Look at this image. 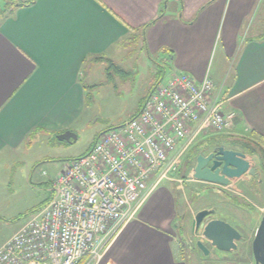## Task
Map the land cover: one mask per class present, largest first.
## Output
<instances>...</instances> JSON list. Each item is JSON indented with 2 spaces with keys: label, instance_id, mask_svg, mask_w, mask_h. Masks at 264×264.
<instances>
[{
  "label": "crops",
  "instance_id": "crops-1",
  "mask_svg": "<svg viewBox=\"0 0 264 264\" xmlns=\"http://www.w3.org/2000/svg\"><path fill=\"white\" fill-rule=\"evenodd\" d=\"M260 27H264L262 0H36L18 8L0 18V159L41 135L57 138L72 130L86 109L84 66L102 57L113 61L131 47L134 38L142 40L148 56L167 52L162 56L170 66L169 74L185 71L198 81L211 76L216 85L213 96L236 113L233 127L223 133L252 137L264 145V31ZM218 39L223 48L213 71L211 58ZM151 90L129 119L138 114ZM202 135L191 147L204 144L207 139L202 140ZM247 156L258 169L260 157ZM191 176L169 177L158 184L101 257L86 256L82 264H190L177 220L179 183L186 180L190 188H197L201 182L193 172ZM242 179L246 178L230 187ZM236 227L246 237L239 246H245L222 252L203 239L211 252L202 254L201 262L255 264L249 251L256 231Z\"/></svg>",
  "mask_w": 264,
  "mask_h": 264
},
{
  "label": "built area",
  "instance_id": "built-area-1",
  "mask_svg": "<svg viewBox=\"0 0 264 264\" xmlns=\"http://www.w3.org/2000/svg\"><path fill=\"white\" fill-rule=\"evenodd\" d=\"M215 86L208 74L198 81L185 71L158 83L136 116L99 134L52 180L48 204L0 245V264L100 258L199 135L233 127L236 113L213 96Z\"/></svg>",
  "mask_w": 264,
  "mask_h": 264
},
{
  "label": "rangeland",
  "instance_id": "rangeland-1",
  "mask_svg": "<svg viewBox=\"0 0 264 264\" xmlns=\"http://www.w3.org/2000/svg\"><path fill=\"white\" fill-rule=\"evenodd\" d=\"M6 1L0 0V10L5 7ZM260 29L264 31V27ZM130 45L127 51L124 50L113 58L112 62L117 67L108 68L110 62L107 60L84 66L86 109L72 128L77 135L75 141L41 135L30 145L27 144L16 152H7L0 159V244L26 222L33 210L49 201L53 195L52 180L72 159L85 153L99 134L129 119L151 88L164 82L169 76L170 66L162 56L167 53L165 50L148 56L143 49L142 40L134 38ZM222 48L223 43L218 39L211 58L213 71L218 66ZM212 135L213 133H207L201 137L206 140ZM199 139L197 137L190 146ZM222 144L229 146L227 143ZM184 157L185 155L182 156V164ZM192 172L190 168L177 175L178 172L174 170L168 176H182L186 179L192 177ZM251 183L253 181L250 179H242L235 187H230L231 193L202 188L205 185L203 182H198L197 188H190V182L186 180L179 183L182 188L178 199L181 210L177 224L183 229L180 233L185 236L183 240L186 246L183 248L190 264H215L201 262L202 258L204 260L203 253H198L195 248L201 233L192 232V221L199 210L215 209V217L225 218L235 227L243 228L249 233L257 230L264 215V180L258 182L254 193L246 187ZM260 208L263 209L262 212Z\"/></svg>",
  "mask_w": 264,
  "mask_h": 264
},
{
  "label": "water",
  "instance_id": "water-1",
  "mask_svg": "<svg viewBox=\"0 0 264 264\" xmlns=\"http://www.w3.org/2000/svg\"><path fill=\"white\" fill-rule=\"evenodd\" d=\"M57 139L71 142L77 139V135L72 130H66L58 134ZM214 147L210 148L213 152L207 155L200 153L197 156L193 170L195 179L210 183L213 188L221 191L241 177L251 179L259 175L262 180L261 171L248 159L247 153L226 148L222 144ZM213 214L214 209L205 208L199 210L193 218L192 232L201 233V238L196 241L198 249L204 255H209L211 250L204 242L207 240L219 251L237 250L239 243L246 240L245 235L225 218L212 217ZM252 250L255 264H264V215L252 241Z\"/></svg>",
  "mask_w": 264,
  "mask_h": 264
},
{
  "label": "trees",
  "instance_id": "trees-1",
  "mask_svg": "<svg viewBox=\"0 0 264 264\" xmlns=\"http://www.w3.org/2000/svg\"><path fill=\"white\" fill-rule=\"evenodd\" d=\"M35 2H36V0H7L5 2L6 3L5 7L0 10V18H4V17L12 14L13 12H15L20 7L31 6ZM158 19H159V16L155 20L150 22L149 24H146L143 27V31L148 27V25H150L151 23H154ZM98 59H101L100 61H102V60L109 61L110 65H109L108 68L117 67V65L114 64L112 62V60H110V59H106V58H103V57L102 58H98ZM224 133H221L222 135L221 134H219V135L217 134V135L211 136L209 139H207L205 142H203L204 143L203 145L202 144H197V145L191 147L189 149V151L186 152L185 157H184V162H183V164L182 163L180 164L178 172L179 173L180 172H187L191 167H193L197 155H199V153L202 152V150L204 148L208 150L213 145H218V144L220 145L221 143L225 142L229 146H231V148H235V149L240 148V150L245 152V153L257 154L260 157V159H261V164H260L258 169L262 172V179L264 180V145L261 142L253 139L252 137H245V136L244 137L243 136L236 137V136H233L231 134H227V133L224 134ZM48 202H46L40 208H37V209L33 210L32 212L34 213V212L40 210L41 208L46 206L48 204ZM180 230H183L181 226H180ZM195 248H196V250L198 252H200V250L198 249L196 244H195ZM82 263H83V259H81L77 264H82Z\"/></svg>",
  "mask_w": 264,
  "mask_h": 264
},
{
  "label": "flooded vegetation",
  "instance_id": "flooded-vegetation-1",
  "mask_svg": "<svg viewBox=\"0 0 264 264\" xmlns=\"http://www.w3.org/2000/svg\"><path fill=\"white\" fill-rule=\"evenodd\" d=\"M222 144V143H221ZM223 145V144H222ZM214 146H217V145H213V146H211L210 148H212V147H214ZM218 146H219V144H218ZM191 147V146H190ZM190 147H189V149H190ZM226 148H231L230 146H225ZM210 148L207 150V149H203L202 150V152H200V153H205L206 155L207 154H209V152H213V151H210ZM215 148V147H214ZM214 150V149H213ZM199 153V154H200ZM198 156V155H197ZM197 158V157H196ZM195 164H196V160H195V163H194V166H193V170H194V167H195ZM259 170V169H258ZM261 174H262V172H261ZM245 178V177H244ZM246 180H247V178H246ZM250 180H252L253 181V183H251L252 185H248V187H250V189H253L254 188V190L256 191V189H257V187H258V182H261L262 180H260V176L259 175H257V176H255V177H253V178H251ZM201 182H203V183H205V185H203L202 186V188H213V185L212 184H210V183H207V182H204V181H201ZM231 186V185H230ZM230 186L229 187H224V189H223V191H221V190H219L218 188H213V189H218L219 191H221V192H223V193H231V190H232V188H230ZM254 186V187H253ZM213 193H215V192H213ZM215 210V209H214ZM212 217H215L214 216V214L212 215ZM256 233V232H255ZM254 239V238H253ZM245 241V240H244ZM253 241V240H252ZM243 243V242H242ZM243 246H245V245H243ZM243 246L242 247H238V248H243ZM212 248H213V246H212ZM215 248V247H214ZM211 249V248H210ZM216 249V248H215ZM217 250V249H216ZM238 250V249H237ZM246 250V249H245ZM244 250V251H245ZM217 251H219V250H217ZM231 252V251H230ZM242 252V251H241ZM251 254H252V256H253V250H252V242H251V245H250V251H249ZM244 255H245V253H248V250L246 251V252H242ZM241 256H243V255H241ZM254 257V256H253ZM242 259H244V257H242Z\"/></svg>",
  "mask_w": 264,
  "mask_h": 264
}]
</instances>
